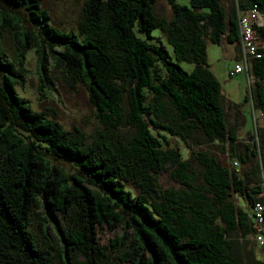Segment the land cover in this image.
I'll return each mask as SVG.
<instances>
[{
  "label": "trees",
  "instance_id": "16d2710c",
  "mask_svg": "<svg viewBox=\"0 0 264 264\" xmlns=\"http://www.w3.org/2000/svg\"><path fill=\"white\" fill-rule=\"evenodd\" d=\"M254 1L264 11V0ZM157 2L85 0L76 30L65 31L41 0H0V264H114L98 241L99 225H119L111 246L129 264H264L252 248L235 251L234 241L254 237L255 228L251 211L232 200L235 191L250 208L264 202V129L259 142L238 135L243 110L234 105L229 124L222 85L208 64L209 40L238 42L236 10L223 0H169V19L156 12ZM258 31L264 35V26ZM5 32L17 40L14 60L3 48ZM30 49L39 93L55 88L53 62L71 85L86 87L103 125L92 141L32 105L25 90ZM182 60L194 69L186 71ZM251 71L250 98L264 110V56ZM122 127L131 135L119 134ZM196 130L204 139L194 146ZM171 137L194 150L204 185L193 187L198 173ZM208 143L227 152L231 166ZM169 166L171 177L191 188L163 190L158 174ZM35 207H47L54 219L46 223L57 235L56 254L31 228Z\"/></svg>",
  "mask_w": 264,
  "mask_h": 264
},
{
  "label": "rangeland",
  "instance_id": "374dc122",
  "mask_svg": "<svg viewBox=\"0 0 264 264\" xmlns=\"http://www.w3.org/2000/svg\"><path fill=\"white\" fill-rule=\"evenodd\" d=\"M85 0H41L43 7L48 11L51 16V23L62 30H76L78 23L83 18V3ZM179 3L190 5V0H177ZM226 8L229 10L232 4V0H223ZM156 12L160 16L167 17L169 19L173 16V11L169 0H158L156 4ZM20 14L27 20L29 19L28 12L26 10H20ZM30 24V23H29ZM140 36L146 37V34L140 33L136 30ZM154 37H160L161 41L168 48L173 55L172 46L167 42L166 36L159 29L153 30ZM17 46V40L12 32H5L3 34V48L9 54V56L15 59V50ZM237 43L223 40L222 43H214L211 40L208 41V64L209 68L217 76L222 85V91L225 98V104L228 107L227 120L229 124L234 123L235 109L234 105L240 106L243 110L245 123L238 129V135L241 138H246L249 133H252L255 129V123L252 115V102L250 95L249 78L246 72L231 75V71L235 65V54L237 52ZM54 63V62H53ZM52 63L51 79L55 84L53 90H47L45 95L39 93L38 89V59L34 49L28 51L25 66L27 67L26 75V96L30 98L32 105L39 110L46 112L54 120L60 122L65 128L70 130L80 129L87 134L88 141H92L103 129V125L96 117V110L92 105L86 87L82 84L73 86L70 83V77L63 67H55ZM181 65L186 71L191 72L195 64L191 61L182 60ZM253 85V84H252ZM249 96V100H246V96ZM171 110H174L170 107ZM258 122L260 129H264V120ZM119 134L123 136H130L131 130L128 127H122ZM163 133V132H162ZM173 146H180L184 157H188L191 165L193 166L198 178L194 182L193 187L204 185L202 176L200 175L202 166L195 158L193 149L187 146V143L179 138L171 137ZM244 138V139H245ZM204 139V135L201 130H196L193 137L189 139L190 144L196 146L197 142ZM207 150L213 154H217L223 164L228 165L231 161L229 155L226 153H220L219 146L214 143H208L205 145ZM231 166V163H230ZM173 169L167 167L158 174L159 185L163 190L167 188L175 189H188L190 186L184 185L171 177L170 172ZM260 178L264 185V169L261 172ZM232 200L247 211H251L248 202L235 191H232ZM47 207H35L32 212V225L31 228L38 238L39 245L53 254H56V250H53L51 246L59 247L57 241V235L53 231V228L46 223L48 218L49 223H54V219L49 217L46 213ZM60 221L64 227H69L68 220L64 219L60 214L58 215ZM49 225L48 229L47 227ZM131 231V230H130ZM128 231V232H130ZM122 229L119 225L110 229L108 225H99L97 238L100 244L108 246L110 249V255L113 258L114 264H129L123 262L119 258V252L115 247L111 246V241L122 234ZM238 240V241H236ZM234 242L235 251L242 253L246 249L252 248L256 253V256L264 261V247L259 246L254 237H242L239 236ZM54 256V255H53ZM52 259L54 260V257ZM80 259H83L80 256ZM54 262V261H53ZM55 263V262H54ZM59 262L57 261L58 264Z\"/></svg>",
  "mask_w": 264,
  "mask_h": 264
},
{
  "label": "built area",
  "instance_id": "2783aa9c",
  "mask_svg": "<svg viewBox=\"0 0 264 264\" xmlns=\"http://www.w3.org/2000/svg\"><path fill=\"white\" fill-rule=\"evenodd\" d=\"M244 1L232 0V4H230L236 10L239 27V52L231 75L246 72L248 74L251 91L252 84L256 80L251 71L252 62L264 56V35H261L258 31L259 27L264 26V11L254 0H249L248 6H244ZM252 115L255 129L246 136L245 140L247 142H259L258 131L260 126L258 122L262 120L261 118L264 120V110L256 108L252 103ZM234 163L235 166H239L237 160ZM251 214L255 228L254 239L259 246L264 247V202L255 201L251 208Z\"/></svg>",
  "mask_w": 264,
  "mask_h": 264
},
{
  "label": "crops",
  "instance_id": "0c3cea01",
  "mask_svg": "<svg viewBox=\"0 0 264 264\" xmlns=\"http://www.w3.org/2000/svg\"><path fill=\"white\" fill-rule=\"evenodd\" d=\"M245 2V4H244V6H248V4H249V0H245L244 1ZM237 43V52H236V54H235V60H237V55H238V52H239V45H238V42H236ZM236 62V61H235ZM245 138V137H244Z\"/></svg>",
  "mask_w": 264,
  "mask_h": 264
}]
</instances>
